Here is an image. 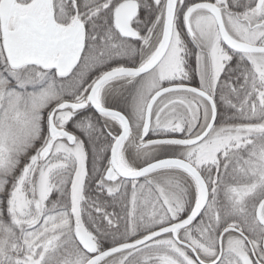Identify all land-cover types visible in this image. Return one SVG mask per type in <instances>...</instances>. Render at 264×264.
Returning <instances> with one entry per match:
<instances>
[{"label": "snow or ice", "instance_id": "snow-or-ice-1", "mask_svg": "<svg viewBox=\"0 0 264 264\" xmlns=\"http://www.w3.org/2000/svg\"><path fill=\"white\" fill-rule=\"evenodd\" d=\"M0 264H264V0H0Z\"/></svg>", "mask_w": 264, "mask_h": 264}]
</instances>
